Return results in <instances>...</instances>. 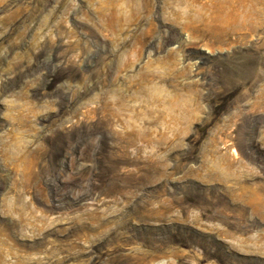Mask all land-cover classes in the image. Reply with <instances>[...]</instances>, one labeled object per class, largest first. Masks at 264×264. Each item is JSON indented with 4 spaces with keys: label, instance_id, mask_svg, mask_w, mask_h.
Segmentation results:
<instances>
[{
    "label": "rangeland",
    "instance_id": "obj_1",
    "mask_svg": "<svg viewBox=\"0 0 264 264\" xmlns=\"http://www.w3.org/2000/svg\"><path fill=\"white\" fill-rule=\"evenodd\" d=\"M164 2L0 0V264H264V0ZM171 49L198 102L147 115Z\"/></svg>",
    "mask_w": 264,
    "mask_h": 264
},
{
    "label": "bare ground",
    "instance_id": "obj_2",
    "mask_svg": "<svg viewBox=\"0 0 264 264\" xmlns=\"http://www.w3.org/2000/svg\"><path fill=\"white\" fill-rule=\"evenodd\" d=\"M219 1L226 4L232 2V0ZM206 6V4L199 6L194 4L182 6L180 2L178 3L176 0H165L163 9L175 21L190 24L206 19L208 9ZM212 6V11L217 8V5ZM253 8L249 4L243 5V9L240 10L241 15L237 13L239 17L241 16V19L238 20L240 25L250 26L254 24ZM162 42L165 44L179 42V49L183 52V55L188 54L187 50H189L191 46L190 42H183L180 37L172 31L165 35ZM176 52V50L171 49L164 57L162 65H151L138 80L136 93L140 97L141 106L147 115L153 116L156 113L162 115L166 112L167 108L177 114H183L188 109L196 106L198 102V98L196 97L198 94L193 90V87L197 84V80H192L193 82H187L186 84L181 83L179 80L180 77L189 74L190 66L185 65L181 68L177 67L175 61ZM195 64H193V67ZM197 69L198 67L196 70ZM171 88L177 91L175 95L177 101H172L173 90L171 91ZM127 97L128 95L126 93L121 95L122 105L125 107L128 105L127 102L129 98Z\"/></svg>",
    "mask_w": 264,
    "mask_h": 264
}]
</instances>
